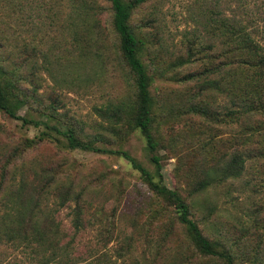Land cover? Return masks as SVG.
Masks as SVG:
<instances>
[{"label": "rangeland", "instance_id": "1", "mask_svg": "<svg viewBox=\"0 0 264 264\" xmlns=\"http://www.w3.org/2000/svg\"><path fill=\"white\" fill-rule=\"evenodd\" d=\"M9 1L0 0V65L18 80L27 99L19 114L32 123L0 111V159L18 149L14 164L24 165L30 178L31 170L46 167L61 183L74 184L76 193L83 190L84 227L73 225L75 201L59 208L48 200L67 234L62 250L52 257L41 248L3 246L2 264H226L194 248L175 209L119 153L156 171L140 131L102 115L110 104L135 99L110 0ZM220 18L246 25L264 48V0H147L131 24L152 77L164 183L182 194L204 235L232 253L235 264H264L258 132L247 147L245 173L218 179L219 165L234 152L244 127L264 120L240 100L234 103V89L226 94L203 84L220 78L208 68L225 60ZM46 124L57 130L39 140ZM67 129L102 150L68 147ZM27 138L35 139L28 148ZM206 175L212 184L195 190Z\"/></svg>", "mask_w": 264, "mask_h": 264}, {"label": "trees", "instance_id": "2", "mask_svg": "<svg viewBox=\"0 0 264 264\" xmlns=\"http://www.w3.org/2000/svg\"><path fill=\"white\" fill-rule=\"evenodd\" d=\"M4 1L11 3L9 0ZM146 1L110 0L112 25L118 35L119 50L134 77L135 99L130 103L110 104L101 110L102 115L116 124L123 123L128 129L140 131L145 138L147 149L152 153L151 160L157 168L155 172L145 168L128 152L119 153L141 172L149 189L175 209L176 219L185 227L194 248L205 256L220 258L226 264H235L232 253L219 249L217 242L204 235L198 223L191 217L190 206L182 194L164 183L161 158L157 153L160 141L154 130L155 98L151 93L152 77L141 58L143 40L131 24L134 11ZM218 22L222 27L220 35L223 39L222 55L225 60L222 64L208 68L212 73H218L220 78L207 79L203 84L226 94H231L230 91L234 89V103L240 100L239 104L246 111L247 108L253 109L254 115L261 114L264 117V48L243 23L227 18H220ZM236 73L240 74L239 77ZM26 101L15 75L0 65V111L11 118L22 120L23 124L32 123V119L19 114ZM46 127L49 130H44L39 140L45 137L53 138L51 130H57L56 126L49 124H46ZM256 132L261 137L258 142L261 145L259 155L264 158L262 120L244 127L234 152L228 158L223 157L219 165L218 179L239 178L245 173L247 161L251 158L247 147ZM64 134L68 147L72 149L102 150L95 146L94 141H84L77 137L73 129L65 130ZM34 142L35 139L27 138L24 144L28 148ZM18 153L17 149L0 159V264L3 262V246L41 248L45 254L49 253L52 257L62 250V238L67 234L56 217L58 209L50 207L48 200H53V204L59 208L65 207L69 201H75L73 225L77 230L84 227V207L81 203L84 191L76 193L74 184L61 183L59 177L46 167L31 170L33 176L30 178L24 165L14 164ZM212 182L213 178L206 175L194 184V189L205 190ZM46 264L53 263L48 260Z\"/></svg>", "mask_w": 264, "mask_h": 264}]
</instances>
